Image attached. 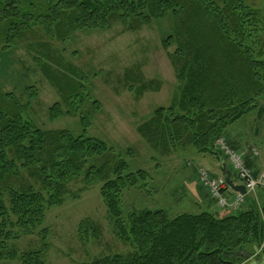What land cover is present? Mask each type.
I'll list each match as a JSON object with an SVG mask.
<instances>
[{
    "label": "trees",
    "instance_id": "1",
    "mask_svg": "<svg viewBox=\"0 0 264 264\" xmlns=\"http://www.w3.org/2000/svg\"><path fill=\"white\" fill-rule=\"evenodd\" d=\"M255 2L0 0V50L35 40L36 32L62 42L77 30H105L116 21L136 30L169 15L174 21L172 31L164 34L161 45L172 55L177 86L171 103L154 108L137 125V132L158 156L190 153L187 149L192 148L199 155L210 154L219 163L222 157L226 162L217 140L226 138L229 125L264 96V4ZM30 45L34 50L33 41ZM37 45L42 50L33 59L61 98L48 107L49 118L77 114L82 129L75 135L68 129L38 127L23 116L29 102L20 101L0 83V260L45 264L47 227L37 232L42 240L37 248L18 251L12 242L40 227L46 209L61 204L69 191L71 197H78L68 187L78 179L82 183L78 191L99 182L113 233L130 248L94 257L86 264H264V187L257 189L256 196L244 195V208L225 214L210 205L197 213L174 216L162 208L124 214L123 190L144 186L150 172L129 170L121 152L87 133L100 103L83 84L86 76L74 71L76 76L71 77L60 71L52 65L56 61L49 44ZM26 91L30 98L38 94L33 85ZM86 101L91 102V112L81 110ZM125 152L134 153L131 147ZM190 156L185 161L193 165ZM219 169L223 173L221 165ZM260 173L252 171L254 176ZM77 231L82 240L94 239L100 228L86 217Z\"/></svg>",
    "mask_w": 264,
    "mask_h": 264
},
{
    "label": "rangeland",
    "instance_id": "2",
    "mask_svg": "<svg viewBox=\"0 0 264 264\" xmlns=\"http://www.w3.org/2000/svg\"><path fill=\"white\" fill-rule=\"evenodd\" d=\"M256 1L255 3L264 4V0ZM173 23V18L168 15L154 20L151 24H143L139 29L127 30L116 21L105 30L74 31L69 39L62 42L53 41L36 32L35 40L27 39L15 47L0 50L2 88L13 91L20 101L29 102L30 105L23 113L24 118L43 129H68L78 135L82 128L77 114L49 118L48 107L61 101V98L59 91L44 77L33 59L42 50L37 44H49L52 58L56 61L52 65L60 71L71 77L75 75L72 73L74 71L86 76L83 84L86 83L92 98L100 103V109L92 114L87 133L104 140L121 152L128 161L129 170L143 168L151 175L144 186L127 187L123 190L121 206L124 214L143 208H162L174 216L181 212L197 213L203 209L189 195V192H196L193 179H189L188 167L191 165H185L190 153L178 151L168 156H158L136 129L138 124L150 116L154 108L167 106L172 101L177 80L171 62L172 55L162 47L161 40L164 34L172 31ZM32 41L34 50L30 48ZM29 85L37 90V96L29 97L26 91ZM60 104L62 108L65 107L63 102ZM81 110L91 112V102L86 101ZM227 133L229 138L234 137L238 142L264 146V96L258 99L257 105L251 111L230 124ZM127 147H131L134 153L127 154ZM187 150L199 155L192 148ZM202 156L206 160H200L203 167H199L198 171L204 169L211 176L223 177L216 157L210 154ZM225 160L231 167L228 158L225 157ZM175 162H184V165L178 167L173 165ZM215 162L218 168L214 167ZM24 175L27 177L25 173ZM234 176L237 178L236 173ZM28 181L33 183L30 178ZM99 185L96 182L78 191L82 183L78 179L71 181L68 187L77 192L78 197H71L69 191L61 204L46 209L40 227L31 234L20 235L12 244L18 251L37 248L42 243L37 232L40 228L47 227L48 248L44 255L45 264H86L97 256L129 250L128 244L119 241L113 233ZM258 188L249 193L256 196ZM222 194L229 201L235 195H228L226 189L222 190ZM210 198L216 202L213 197ZM256 198L260 200L258 196ZM245 205L244 201L238 208H244ZM215 206L224 211L234 210ZM86 217L98 224L100 233L97 238L80 239L78 224ZM0 264H19V261L12 258L2 259Z\"/></svg>",
    "mask_w": 264,
    "mask_h": 264
},
{
    "label": "built area",
    "instance_id": "3",
    "mask_svg": "<svg viewBox=\"0 0 264 264\" xmlns=\"http://www.w3.org/2000/svg\"><path fill=\"white\" fill-rule=\"evenodd\" d=\"M218 149L228 158L231 167L237 178L243 183L247 192H254L258 187H264V171L258 176L252 174V170L246 166L243 153L229 145L225 136L217 140ZM252 154L257 155L258 151L252 149ZM200 184L207 189L209 195L216 200V205L220 208L237 209L244 202V196L236 193L232 201L226 199L222 190L227 188L224 177L211 176L206 170L201 169L198 174Z\"/></svg>",
    "mask_w": 264,
    "mask_h": 264
},
{
    "label": "crops",
    "instance_id": "4",
    "mask_svg": "<svg viewBox=\"0 0 264 264\" xmlns=\"http://www.w3.org/2000/svg\"><path fill=\"white\" fill-rule=\"evenodd\" d=\"M226 137L228 139V142L231 144L232 147L240 150L241 152H243L244 154V159H245V163L247 164L248 167H250L253 172L255 174H258L260 173L261 171L264 170V146H255L253 143H250V142H238L236 140H234V137L233 138H229V135L228 133H226ZM257 148L259 150V155L257 156H254L252 155L251 153V148ZM190 154L192 155V157H190V159H192L194 161V164L191 165V167H188L187 165V162L185 161V165L186 167L189 168V179H193L194 183H195V188H196V192L195 193H190L189 192V195L190 197L195 200L196 203H199L201 204V208H206L210 205V209L211 210H216L219 214H225L227 213L226 211L224 210H221L219 208H217L215 206V204L213 203V201L210 199L209 197V194L207 193V191H205V189H203L197 179V171H198V168L199 167H203L202 164L200 163L202 160H206V157L202 156V155H196V154H193V152H190ZM195 156V158L193 157ZM197 156V158H196ZM201 159H198L200 158ZM215 159V158H214ZM201 160V161H200ZM218 162V161H217ZM198 163V164H197ZM173 165H177L178 167L179 166H183L184 165V162L183 163H174ZM217 166V163L215 162L214 163V167L215 168H218L216 167ZM219 169V168H218ZM235 183H238L239 181H234ZM228 195H232L234 194L233 191H227ZM228 211V210H227Z\"/></svg>",
    "mask_w": 264,
    "mask_h": 264
},
{
    "label": "water",
    "instance_id": "5",
    "mask_svg": "<svg viewBox=\"0 0 264 264\" xmlns=\"http://www.w3.org/2000/svg\"><path fill=\"white\" fill-rule=\"evenodd\" d=\"M218 159L220 161V165H221L223 173H224V179H225V182H226L228 188L232 191L240 193L241 195H245L246 189H245L244 185L241 183H234L231 179L230 171H229L228 167L226 166L223 158L221 157Z\"/></svg>",
    "mask_w": 264,
    "mask_h": 264
}]
</instances>
